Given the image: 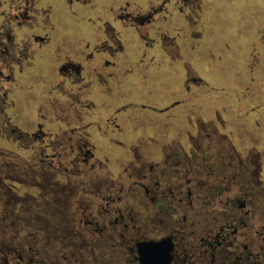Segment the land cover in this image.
<instances>
[{
    "label": "rangeland",
    "instance_id": "374dc122",
    "mask_svg": "<svg viewBox=\"0 0 264 264\" xmlns=\"http://www.w3.org/2000/svg\"><path fill=\"white\" fill-rule=\"evenodd\" d=\"M39 1L41 20L60 13L53 1ZM161 2L102 0L91 13L97 26L114 24L126 43L98 84L86 73L84 83L55 87L51 71L42 78L35 70L2 83L8 98L0 110V264H136L120 228L105 222L97 232L81 219L116 192L123 215L135 222L132 235L168 232V200L152 203L141 187L152 171L162 189L192 180L195 210L185 201L169 210L197 222L185 233L199 244L232 215L228 197L247 204L246 226L215 260L208 253L196 264H235L244 252L264 249L251 242L264 222V38L255 32L264 23L256 19L264 18V0L169 6L140 27L146 38L108 14L117 5L145 12ZM147 38L153 48H143ZM39 124L45 138H20L41 136ZM79 145L91 159L79 156Z\"/></svg>",
    "mask_w": 264,
    "mask_h": 264
},
{
    "label": "flooded vegetation",
    "instance_id": "af4514ba",
    "mask_svg": "<svg viewBox=\"0 0 264 264\" xmlns=\"http://www.w3.org/2000/svg\"><path fill=\"white\" fill-rule=\"evenodd\" d=\"M50 1V0H46ZM57 1L64 4H81V5H90L91 9L94 11L93 6H99L102 0H51ZM39 0H0V20L4 23L0 26V110L4 113V109L2 108L5 103H7V93L3 90L5 87L2 85L3 82H11L15 79L16 73H22L24 67L22 66V60L29 55V51H33L36 46L47 45L49 42V37L36 35L34 33H30L35 29L43 30L48 29L50 22L48 20H41V15L38 5ZM193 0H162L161 4L157 7L151 6L150 10L145 12L135 11L136 6H131L132 4L126 3L118 8L112 7L108 14L112 17V20L122 21L125 23L126 28H132L137 30L139 35L142 38H146L142 35L140 31V27H147L149 24L153 23L156 20V16L161 15L163 13H169V6L176 7L180 4L183 5H191ZM182 10V8H179ZM62 11V10H60ZM117 12V14H113V12ZM44 19V18H42ZM105 26V37L100 43H96L93 46V52L84 57L85 60H88L93 57L96 53H105L110 57H114L119 49H122V40L117 34V28L112 23H106ZM16 30L19 39L16 40ZM25 39V40H24ZM26 40L31 41L29 44ZM20 41L22 42L20 44ZM148 39H146V42ZM148 44V43H146ZM89 49V45L85 46ZM22 49H24V53H22ZM31 63V62H30ZM110 62H106L104 65V72L107 67L110 68ZM30 65V64H29ZM28 65V66H29ZM7 70L8 73L5 71ZM82 65L73 63L68 60L66 63L62 64L60 67L61 76L69 82L80 81L82 80ZM102 76H99V78ZM61 88V87H60ZM63 88V87H62ZM40 135L30 134V133H21V139H30L32 136L35 139L45 138L46 133L41 129L43 128L42 124L38 125ZM66 141L65 137L63 141ZM64 141V142H65ZM43 142V141H42ZM70 143V142H69ZM55 145V144H53ZM84 148L87 149V145H83ZM83 148V149H84ZM72 151L75 150L74 147L71 146ZM79 156H87L89 159L92 158L93 154L90 151L83 153V149H81L80 145L77 148ZM146 184H141V187L146 192L145 194L148 196L149 200L153 203H156L159 197L162 199L168 200L166 205L169 207H163V211L166 212L170 221L173 220V227L163 234L159 236L154 235L149 237H136V235H132L130 233V225L133 224L132 228L136 229L135 222L130 217H125L123 215L122 210L118 207V202L121 200L119 197V193L109 194L106 201V205H99V210L95 214L84 215V219H81L83 224L92 226L94 231L100 232V224H104L107 222L113 228H120L123 233L121 234L122 241L124 244H127L129 255L131 257V262L136 264H140L138 261V249L137 245L141 242L147 241H160L162 239H171L173 244L172 251V262L171 264H196L201 255L211 254L212 259H216V250L222 247L227 241L234 239L235 234H237L239 227H245L246 224L250 220L249 217L250 212L245 211V207L247 204L245 200L238 201V204H232L229 197L227 198V202L225 206L232 212L226 219V224L221 225L218 228V232L214 233L212 230V236H208L209 239L203 240V244H199L195 241L193 233L186 234V226L193 228V225L197 222H189L188 216L183 214L182 217H177V213L175 211H170L169 208L179 209L183 208L180 203H187V206L190 207L191 210H195L194 208V194L191 189L192 180L187 179L186 181H181L177 183V185H170L166 188H161L158 182V178L153 174V171L150 173L149 177L144 179ZM220 188V183L213 186L211 188L212 193L217 191ZM232 185L225 191H221L219 196L221 197L223 194L231 192ZM172 199V200H169ZM176 200V202H175ZM216 197L214 198L213 203L215 202ZM258 200V199H257ZM217 203V201H216ZM236 205V206H235ZM235 207H237L238 211L235 212ZM176 213V214H175ZM198 215V213H196ZM213 226L215 225V221H212ZM261 229L257 231L256 240H252L253 244L259 243V246H262L264 243V222H261ZM186 225V226H185ZM91 228V227H90ZM149 229V228H148ZM92 233V231H91ZM93 234V233H92ZM132 235V236H131ZM204 249H201V248ZM247 249V247H246ZM243 258L237 260L235 264H264V249L263 247H259L256 252H244L242 254ZM218 257V255H217Z\"/></svg>",
    "mask_w": 264,
    "mask_h": 264
},
{
    "label": "crops",
    "instance_id": "0c3cea01",
    "mask_svg": "<svg viewBox=\"0 0 264 264\" xmlns=\"http://www.w3.org/2000/svg\"><path fill=\"white\" fill-rule=\"evenodd\" d=\"M54 4L62 11L56 14L51 21L48 20L50 22L48 29H35L30 32L40 36H48V44L34 47V50L32 51V61L29 63L30 65L28 64L29 66H25L22 73H16V78L25 79L30 72L34 70L38 71L39 74L42 75V78H45L46 73L51 71L52 78L55 80L54 86L61 87L68 84L69 81H66L61 76L60 67L62 64L70 60L73 63H80L82 65V80L79 81L80 83L86 82L84 81L86 79V73H91L92 83L98 84L99 76L104 70L105 63L112 62L111 57L105 53H95L93 57L88 60H85L84 57L91 54L94 51L93 46L96 43H100L105 37V26H97L93 22V19L89 18L92 16L91 13L98 10L99 6L94 5L93 11L90 5L83 6L76 3L63 5L57 1H54ZM115 7L118 8L120 5ZM115 13L116 11L113 12V14ZM256 19L259 21L264 18L256 17ZM119 23H121V21H119ZM121 26L126 28L123 24H121ZM258 26L257 23V27ZM121 32L122 31L117 29V34L122 40ZM255 32L256 36L260 38L259 41L263 42L264 23L259 29L256 28ZM147 39L148 41L146 42L145 40V42L148 44H142L143 48H153V44L156 45L155 41H152L149 38ZM124 44L126 43L122 41V45ZM86 45L90 46L89 49L85 47ZM105 55L108 56V60L106 61L102 59Z\"/></svg>",
    "mask_w": 264,
    "mask_h": 264
},
{
    "label": "water",
    "instance_id": "95a60500",
    "mask_svg": "<svg viewBox=\"0 0 264 264\" xmlns=\"http://www.w3.org/2000/svg\"><path fill=\"white\" fill-rule=\"evenodd\" d=\"M140 264H171L173 244L171 239L141 242L137 245Z\"/></svg>",
    "mask_w": 264,
    "mask_h": 264
},
{
    "label": "trees",
    "instance_id": "16d2710c",
    "mask_svg": "<svg viewBox=\"0 0 264 264\" xmlns=\"http://www.w3.org/2000/svg\"><path fill=\"white\" fill-rule=\"evenodd\" d=\"M31 59H29V55L28 56H26V58L22 61V66H25V65H27L28 63H30L31 61H30ZM12 130V132L13 133H15L16 131H14L13 129H11ZM21 135V134H20ZM20 140V139H19Z\"/></svg>",
    "mask_w": 264,
    "mask_h": 264
}]
</instances>
